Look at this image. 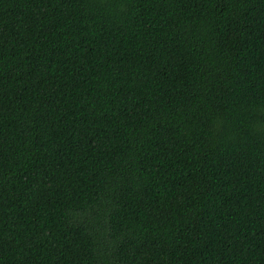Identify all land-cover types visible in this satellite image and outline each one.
Instances as JSON below:
<instances>
[{
    "label": "trees",
    "instance_id": "trees-1",
    "mask_svg": "<svg viewBox=\"0 0 264 264\" xmlns=\"http://www.w3.org/2000/svg\"><path fill=\"white\" fill-rule=\"evenodd\" d=\"M0 264H264V0H0Z\"/></svg>",
    "mask_w": 264,
    "mask_h": 264
}]
</instances>
